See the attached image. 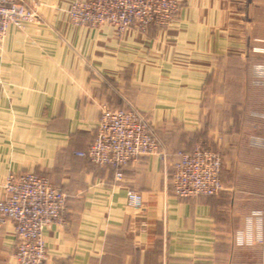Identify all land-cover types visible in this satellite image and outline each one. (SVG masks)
<instances>
[{"label":"crops","instance_id":"crops-1","mask_svg":"<svg viewBox=\"0 0 264 264\" xmlns=\"http://www.w3.org/2000/svg\"><path fill=\"white\" fill-rule=\"evenodd\" d=\"M26 1L37 21L11 25L0 46V198L6 177L26 171L68 193L65 223L44 232L46 264H264V144L249 138L264 143V84L255 81L264 0H180L168 27L121 36L112 25L73 24L70 0ZM103 104L146 112L166 160L141 157L118 181L79 155ZM214 134L224 190L175 196L178 152ZM128 189L141 194L142 208ZM237 233L255 242L238 245ZM16 246L9 220L0 226V264H16Z\"/></svg>","mask_w":264,"mask_h":264},{"label":"built area","instance_id":"built-area-1","mask_svg":"<svg viewBox=\"0 0 264 264\" xmlns=\"http://www.w3.org/2000/svg\"><path fill=\"white\" fill-rule=\"evenodd\" d=\"M178 3V0H73L67 13L75 25H112L120 35L130 28L143 30L152 24L168 25ZM38 17L37 7L26 0H0V46L11 25L22 28ZM258 71L264 75V66L259 65ZM78 154L93 165L114 170L118 181L123 179V168L128 163L151 154L162 160L167 158L146 112L134 106L113 108L107 104L102 105L92 143ZM222 168V154L210 146L179 151L171 176L172 193L180 198L218 195L224 190ZM2 186L0 226L9 220L14 223L16 264H46L44 232L55 223H65L68 193L36 171L10 173ZM127 196L135 208L143 207V198L137 191L128 189ZM235 242L252 245L255 238L237 233Z\"/></svg>","mask_w":264,"mask_h":264},{"label":"rangeland","instance_id":"rangeland-1","mask_svg":"<svg viewBox=\"0 0 264 264\" xmlns=\"http://www.w3.org/2000/svg\"><path fill=\"white\" fill-rule=\"evenodd\" d=\"M179 1V3H178V9H177V11H176V13H175V15L178 13V11H179V9H180V7H181V1L180 0H178ZM72 2H73V0H70V5H72ZM51 4H54V3H51ZM56 5V4H55ZM69 9V8H68ZM175 15H174V17H175ZM174 17H173V19H174ZM173 19L171 20V22L168 24V25H159V26H163V27H168L171 23H172V21H173ZM152 25H156V24H152ZM150 26V25H149ZM139 30H141V29H139ZM116 33H117V31H116ZM118 34V33H117ZM119 35V34H118ZM122 34H120L119 36H121ZM259 65H262V66H264V63L262 62V63H260V64H258V65H256V67H255V72H256V79H255V81H256V83L257 84H259V83H261V84H264V75H260V73H259V71H258V66ZM220 101V100H219ZM220 114V113H219ZM209 115V116H208ZM215 115H216V113L214 112V113H206V119H205V121H206V124L208 125V122H209V124L211 125V121L213 120V118H215ZM209 120V121H208ZM264 120V119H263ZM263 123H264V121H262ZM213 130V129H212ZM212 130H210V131H212ZM210 131H206V133H204L203 134V136L205 137V135H206V138H209V135H210ZM217 136V134H214L213 135V139H212V141L210 142V143H205L204 145H207V146H210V147H212V148H214V149H217L221 154H222V156H223V147H222V143H221V138L220 137H216ZM249 138H250V141H252L253 142V144L254 145H256V146H262L264 143H263V141H262V139H263V136H260V135H255V134H250L249 135ZM7 178V177H6ZM50 178V177H49ZM51 179V178H50ZM52 180V179H51ZM4 183V182H3ZM54 183V182H53Z\"/></svg>","mask_w":264,"mask_h":264},{"label":"trees","instance_id":"trees-1","mask_svg":"<svg viewBox=\"0 0 264 264\" xmlns=\"http://www.w3.org/2000/svg\"><path fill=\"white\" fill-rule=\"evenodd\" d=\"M124 169V168H123Z\"/></svg>","mask_w":264,"mask_h":264}]
</instances>
